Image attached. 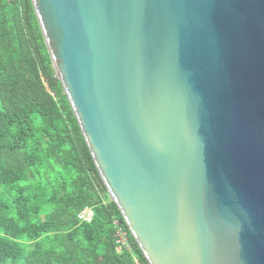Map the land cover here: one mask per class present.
<instances>
[{
  "label": "water",
  "instance_id": "95a60500",
  "mask_svg": "<svg viewBox=\"0 0 264 264\" xmlns=\"http://www.w3.org/2000/svg\"><path fill=\"white\" fill-rule=\"evenodd\" d=\"M148 264H264V0H31Z\"/></svg>",
  "mask_w": 264,
  "mask_h": 264
},
{
  "label": "trees",
  "instance_id": "16d2710c",
  "mask_svg": "<svg viewBox=\"0 0 264 264\" xmlns=\"http://www.w3.org/2000/svg\"><path fill=\"white\" fill-rule=\"evenodd\" d=\"M91 208V223L79 215ZM134 254L117 244L114 222ZM148 264L56 80L31 0H0V264Z\"/></svg>",
  "mask_w": 264,
  "mask_h": 264
},
{
  "label": "built area",
  "instance_id": "2783aa9c",
  "mask_svg": "<svg viewBox=\"0 0 264 264\" xmlns=\"http://www.w3.org/2000/svg\"><path fill=\"white\" fill-rule=\"evenodd\" d=\"M79 218L83 222L91 223L94 218V212L91 208H86L83 212H81ZM114 226L116 229L117 244L126 248L129 252L134 254L132 245L130 243L128 231L123 226L120 225L119 221H115ZM134 262L135 264H141L135 255H134Z\"/></svg>",
  "mask_w": 264,
  "mask_h": 264
}]
</instances>
